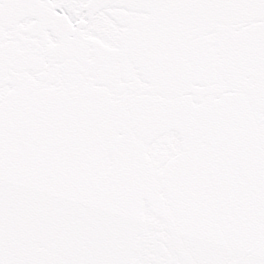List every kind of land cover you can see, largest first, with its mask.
Masks as SVG:
<instances>
[{
    "label": "snow or ice",
    "instance_id": "6c2138e0",
    "mask_svg": "<svg viewBox=\"0 0 264 264\" xmlns=\"http://www.w3.org/2000/svg\"><path fill=\"white\" fill-rule=\"evenodd\" d=\"M0 264H264V0H0Z\"/></svg>",
    "mask_w": 264,
    "mask_h": 264
}]
</instances>
